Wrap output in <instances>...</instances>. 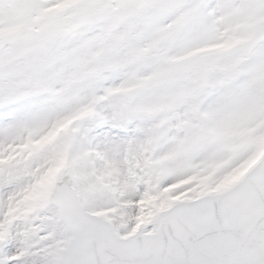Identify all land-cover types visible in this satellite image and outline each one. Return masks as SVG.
Masks as SVG:
<instances>
[{
  "label": "snow or ice",
  "instance_id": "6c2138e0",
  "mask_svg": "<svg viewBox=\"0 0 264 264\" xmlns=\"http://www.w3.org/2000/svg\"><path fill=\"white\" fill-rule=\"evenodd\" d=\"M0 264H264V0H0Z\"/></svg>",
  "mask_w": 264,
  "mask_h": 264
}]
</instances>
